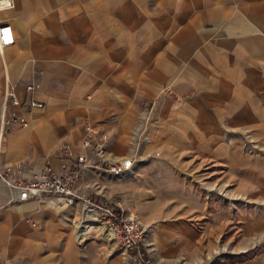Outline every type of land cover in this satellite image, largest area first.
<instances>
[{
	"label": "crops",
	"instance_id": "obj_1",
	"mask_svg": "<svg viewBox=\"0 0 264 264\" xmlns=\"http://www.w3.org/2000/svg\"><path fill=\"white\" fill-rule=\"evenodd\" d=\"M12 2L0 104L8 85L25 125L5 127L0 170L57 171L88 126L133 164L81 184L145 228L153 264H264V0ZM92 220L0 180V264H133Z\"/></svg>",
	"mask_w": 264,
	"mask_h": 264
},
{
	"label": "built area",
	"instance_id": "obj_2",
	"mask_svg": "<svg viewBox=\"0 0 264 264\" xmlns=\"http://www.w3.org/2000/svg\"><path fill=\"white\" fill-rule=\"evenodd\" d=\"M12 6V0H0V12L9 10ZM12 42L10 25L0 22V52ZM32 88L31 83L25 85L26 92H30ZM19 104L13 89L5 85L0 104V146L5 127L12 124L25 125L23 118L16 112L7 111V106L17 107ZM42 106V103L27 98L23 109H39ZM92 133L93 131L85 126V132L79 141L80 152H72L67 144L60 146L61 155L57 171L44 168L23 178H14L8 170H0V180L9 188L12 202L29 199L40 201L46 197L66 205L78 202L85 214H91L93 219L110 231L113 240L125 251L133 264H152L142 244L145 228L133 217L122 215L117 207L94 201L81 184L80 177L86 169L115 175L127 171L133 164L129 157L118 161L103 158L102 144L105 136L101 135L99 139H95L91 137Z\"/></svg>",
	"mask_w": 264,
	"mask_h": 264
},
{
	"label": "rangeland",
	"instance_id": "obj_3",
	"mask_svg": "<svg viewBox=\"0 0 264 264\" xmlns=\"http://www.w3.org/2000/svg\"><path fill=\"white\" fill-rule=\"evenodd\" d=\"M90 226L95 229V230H100L101 232L103 231H108L106 228L102 226L97 220L93 219L90 221ZM151 259V258H150ZM152 261V260H151ZM153 264V263H152Z\"/></svg>",
	"mask_w": 264,
	"mask_h": 264
},
{
	"label": "bare ground",
	"instance_id": "obj_4",
	"mask_svg": "<svg viewBox=\"0 0 264 264\" xmlns=\"http://www.w3.org/2000/svg\"><path fill=\"white\" fill-rule=\"evenodd\" d=\"M108 235L111 237V233H110V231L108 232Z\"/></svg>",
	"mask_w": 264,
	"mask_h": 264
},
{
	"label": "trees",
	"instance_id": "obj_5",
	"mask_svg": "<svg viewBox=\"0 0 264 264\" xmlns=\"http://www.w3.org/2000/svg\"><path fill=\"white\" fill-rule=\"evenodd\" d=\"M245 257H247V256H245Z\"/></svg>",
	"mask_w": 264,
	"mask_h": 264
}]
</instances>
